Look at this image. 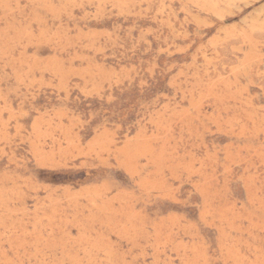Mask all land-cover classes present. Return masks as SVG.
Listing matches in <instances>:
<instances>
[{
  "label": "rangeland",
  "instance_id": "374dc122",
  "mask_svg": "<svg viewBox=\"0 0 264 264\" xmlns=\"http://www.w3.org/2000/svg\"><path fill=\"white\" fill-rule=\"evenodd\" d=\"M0 264H264V0H0Z\"/></svg>",
  "mask_w": 264,
  "mask_h": 264
}]
</instances>
